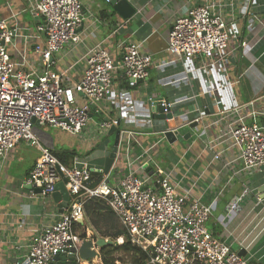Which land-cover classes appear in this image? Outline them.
Listing matches in <instances>:
<instances>
[{
    "label": "built area",
    "instance_id": "1",
    "mask_svg": "<svg viewBox=\"0 0 264 264\" xmlns=\"http://www.w3.org/2000/svg\"><path fill=\"white\" fill-rule=\"evenodd\" d=\"M197 1L186 0L193 4L188 13L174 17L166 51L174 56L173 62L194 63V68L185 70L182 80L189 83L194 78V70H198L203 73L208 87L199 92L191 90L184 97L149 98L150 105L157 102L163 107L164 114L171 113L170 118L161 119L166 122L171 119L175 126L144 133L158 134L164 139L163 134L168 130L181 132L188 128L190 137L198 136L189 124L196 122L199 125L203 113L198 107L183 112L177 108L190 99L208 96L217 106L211 125L225 120L219 134L208 140L209 145L227 143L236 147L241 170L253 173L264 166V124L258 119L264 116V109L256 105L257 99L238 101L235 90L245 71L231 73L240 59L248 53L253 54L257 43L264 38V18L257 11L264 6V0ZM28 2L30 11L38 18L32 32L18 25L16 14L10 19L0 18V163L20 141L30 142L38 147L40 154L25 184L31 189L39 188V193L46 197L62 180L69 199L59 218L32 237L20 264H55L53 257L57 254L73 255L74 264H84L73 249H77L82 241L76 225L85 220L83 205L90 198L104 200L114 212L129 241L145 253L141 264H252L249 256L239 254L226 239L215 236L208 229L207 221L215 201L206 203L200 198H190L191 188L178 192L179 182L173 181L172 172L163 170L151 154L156 143L148 147L140 144L137 136L142 132L120 129L114 163L122 147L126 172L115 184L109 182V174L105 175L102 168L93 166L84 155H75L69 164H65L40 144L32 131L34 125L80 135L91 119V106L97 107L110 95L114 79L118 77L126 87H135L148 78L152 57L140 50L139 43L129 40L118 43L117 57L102 44H97L83 55L85 69L81 79L72 86L67 85L69 68L57 69L54 56L66 44L80 42L76 30L85 20L82 2ZM236 11L247 15L251 29L257 28L252 38L239 37L231 30ZM225 13L231 21L225 18ZM17 38L24 45L22 51L17 48ZM263 55L264 52L253 56L254 63L262 61ZM213 79L217 80L214 85L211 84ZM229 100L233 104L230 105ZM178 119H181L180 123H177ZM117 124L115 119L103 120L97 126V132L105 134L111 125ZM136 145L142 152L132 156L131 149ZM218 157L215 153L214 158ZM146 167L152 172L143 176L140 171ZM97 173L101 179L94 181ZM252 192L250 182L244 183L241 191L229 201L226 215L240 210ZM255 198L256 206L261 198ZM19 248L15 246V249Z\"/></svg>",
    "mask_w": 264,
    "mask_h": 264
},
{
    "label": "crops",
    "instance_id": "2",
    "mask_svg": "<svg viewBox=\"0 0 264 264\" xmlns=\"http://www.w3.org/2000/svg\"><path fill=\"white\" fill-rule=\"evenodd\" d=\"M80 1L85 14V20L76 30L80 42L75 45L66 44L54 56L57 69L69 68L65 80L67 85L72 86L81 79L85 69L83 55L97 44H102L113 57H117L120 41L139 43L143 53L151 54L152 66L149 68L148 78L133 88L126 87L125 82L116 77L110 95L97 107L91 106V119L80 135L54 128L55 134L49 135L48 138L49 133L45 134L38 129L40 126L34 125V135L40 140V144L51 152L74 149L78 155L87 157L93 166L103 169L109 149L96 152L108 135L107 132H97L101 121L115 119L121 130L142 132L137 139L143 147L156 143L151 154L163 170L172 172L173 181L179 182L176 187L178 192L191 188L190 198H200L206 203L215 201L207 221L208 229L215 236L226 239L235 251L243 250L242 255L249 256L252 264H264V207L258 210L259 212L255 210V196L260 198L264 193L259 191L264 186V166L248 173L241 170V163L237 158L239 150L236 147L227 143L209 145L208 140L214 139L220 128L225 125V120L221 124L211 125L213 113L217 109L212 99L199 96L196 100L190 99L181 103L177 108L183 112L198 107L203 113L199 125L193 128L198 136L193 135L183 142L169 143L161 139V135L144 133L169 127L168 122L156 117L158 114L151 110L149 98L159 100L175 95L184 97L190 94L191 90L199 92L208 87L203 73L198 70H194V78L189 83L182 80L185 70L194 68V63L173 62L174 56L166 51L167 36L174 17L187 14L193 4L187 3L186 0H127L133 6L134 13L123 19L106 0ZM201 2L204 0L197 1ZM239 11L235 12L231 30H235L239 37L250 39L257 28L251 29L247 15L243 16ZM257 11L264 18V6L259 7ZM13 14H16L15 21L20 27L27 28L30 32L34 30L38 18L30 11L28 0H0V18L10 19ZM225 18L231 21L227 13ZM16 45L19 51L24 49L19 38L16 39ZM263 52L264 38L257 43L252 55L258 56ZM262 58V62L254 63L253 59L242 57L231 74L245 71L242 78L244 84L241 83L237 92L235 90L238 101L257 99L256 105L264 109V55ZM216 83L217 80L215 82L213 79L211 84ZM228 102L233 104L231 100ZM222 105L220 102L219 106ZM94 115L99 116L98 121L94 120ZM191 115H194V112ZM258 119L264 124V116ZM180 122L181 119H178L177 123ZM187 130L188 128L181 132ZM41 139L47 141L48 145L42 144ZM164 142L169 149L160 148V144ZM184 142L186 145L183 147ZM31 145L33 144L28 141H20L6 160L0 163V264H20L32 237L42 227L56 221L63 211L61 201L55 202L51 195L42 196L25 184L26 177L40 154L38 147L33 145L37 152L31 154L28 161L23 163L24 156L21 152L25 154V150ZM141 152L142 149L136 145L132 147L130 154L135 156ZM215 153L219 154L217 159L214 158ZM124 156V149L121 147L109 172L110 183H117L126 172ZM14 161L21 162L20 172L12 170ZM147 169L149 168L140 171V174H151L152 170ZM247 182H250L253 189L252 195L245 199L240 210L226 215L229 201ZM260 203L264 206V198ZM16 245L20 248L15 249ZM95 262L94 259L84 264Z\"/></svg>",
    "mask_w": 264,
    "mask_h": 264
},
{
    "label": "trees",
    "instance_id": "3",
    "mask_svg": "<svg viewBox=\"0 0 264 264\" xmlns=\"http://www.w3.org/2000/svg\"><path fill=\"white\" fill-rule=\"evenodd\" d=\"M52 153L65 164H69L72 157L78 155L74 149H62ZM100 179V174H94V181ZM83 209L85 221L76 225L80 231V238H86V227L90 226L94 231L92 237H96L95 234H98V236L112 241V244L104 245L99 250L102 264L123 263L124 259L118 257V253H123L125 258L130 259L131 264H141L145 260V253L129 241L125 229L104 200L90 198L84 203ZM120 238L123 239V242L117 243Z\"/></svg>",
    "mask_w": 264,
    "mask_h": 264
},
{
    "label": "water",
    "instance_id": "4",
    "mask_svg": "<svg viewBox=\"0 0 264 264\" xmlns=\"http://www.w3.org/2000/svg\"><path fill=\"white\" fill-rule=\"evenodd\" d=\"M110 3V5L112 6V8L120 15V17H122L123 19L128 18L129 16H131L134 13V8L133 6L129 3V1L127 0H109L108 1ZM153 112H158V115H156V117H160V118H170L171 117V113H167L164 114L163 113V107L161 105H159L157 102H155L152 105V109ZM118 122V121H117ZM168 126L170 128H173L175 126V122L173 120H169L168 121ZM195 126H197L196 122H192L189 124V128H194ZM107 134H114V140L113 143L110 145L109 147V153L108 155L105 157L104 160V165H103V173L105 175L109 174L110 169L112 168V166L114 165V161L116 158V154L118 151V144H119V138H120V129L118 128V124L116 125H111V127L107 130ZM190 131L187 130L184 133H181L180 131H178L177 129L174 130H168L166 131L163 135H164V139L169 142V143H173L174 141H179V142H183L189 139L190 137ZM36 192H40V189L37 188L35 189ZM259 191H264V186H262ZM51 196L53 198V200L56 201H61L60 206H66L68 203V199H69V194L68 191L65 187L64 181L60 180L56 183L55 185V190L51 193ZM261 199L264 198V193L261 195L260 197ZM262 208V204L259 203L256 206L255 210H260ZM112 244V241L109 239H105L102 237H98L95 240H92L90 238H84L82 239L80 245L78 246L77 249H73V252H75L77 250L79 257L81 258V260L87 262L90 261L96 257H98L99 254V250L102 246L104 245H110ZM98 248V250H97ZM243 250H241L239 252V254H243ZM55 262L61 263V264H74L75 261V257L73 255H55L53 257Z\"/></svg>",
    "mask_w": 264,
    "mask_h": 264
},
{
    "label": "rangeland",
    "instance_id": "5",
    "mask_svg": "<svg viewBox=\"0 0 264 264\" xmlns=\"http://www.w3.org/2000/svg\"><path fill=\"white\" fill-rule=\"evenodd\" d=\"M28 16H30V14H28ZM249 59H253L254 57H253V55L251 54V53H248V56H247ZM241 83L242 84H244L242 81H241ZM239 87H241V84H239V85H237V87H236V92H237V90L239 89ZM94 120H96V121H98L99 120V116L98 115H94ZM40 131H42V132H45V134H48V138H49V135H54L55 134V132H54V128L53 127H48V126H41L40 128H38ZM196 129H200L199 127H196ZM32 131H33V133H34V128L32 129ZM35 134V133H34ZM38 139V138H37ZM113 140H114V134H110V135H107L105 138H104V140H103V144H102V146H101V148H99V150H97L96 152H101V150H107L108 151V149H109V147H110V145L113 143ZM23 141V140H22ZM40 141V140H39ZM41 142H42V144H44V145H48V142L47 141H43L42 139H41ZM182 145H183V147L186 145L185 144V142L184 143H182ZM182 145H180L179 147H181L182 148ZM167 148V149H169V146H165V142L163 143V144H160V148ZM56 148H58V147H56ZM59 149V148H58ZM101 149V150H100ZM26 151V153L24 154L23 152H21V154L24 156V161H23V163H26L27 161H28V159H29V157H30V155L31 154H33L34 152H37V149L35 148V146H33V145H31V146H29L28 148H27V150H25ZM21 162L20 163H18V162H13V164H12V170L14 171V172H20L21 171ZM85 221V220H84ZM87 228V230L85 231V235H86V237L87 238H90V239H92V240H95L96 238H98V237H100V236H98V234H95V236L96 237H92L93 236V233H94V231L91 229V227L90 226H88V227H86ZM107 239V238H106ZM117 243H120L119 242V239L117 240ZM97 250H98V248H97ZM118 255V257H122L123 259H124V262L122 263V262H117V264H131V261H130V259H127V258H125V256L123 255V253H118L117 254ZM95 259V264H102L101 263V260H100V258H99V254H98V257H96V258H94ZM94 259H92V260H94Z\"/></svg>",
    "mask_w": 264,
    "mask_h": 264
}]
</instances>
